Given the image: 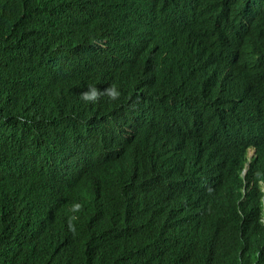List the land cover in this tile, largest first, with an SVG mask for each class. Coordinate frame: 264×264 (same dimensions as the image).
Masks as SVG:
<instances>
[{
  "label": "trees",
  "instance_id": "16d2710c",
  "mask_svg": "<svg viewBox=\"0 0 264 264\" xmlns=\"http://www.w3.org/2000/svg\"><path fill=\"white\" fill-rule=\"evenodd\" d=\"M71 1L103 15L96 40H108L85 54L94 75L81 89L114 85L121 97L75 101L60 126L77 139L74 162L43 185L0 189V264H264V178L252 163L244 184V153L229 148L256 144L264 158V135L243 134L252 112L264 110V70H251L264 66V16L236 30L232 10L196 12L207 0L184 14L173 0ZM18 3L0 0L1 37ZM121 47L119 66L112 55ZM105 59L112 71L93 67ZM108 177L115 202L96 208L91 198L104 197L99 182ZM173 188L181 205L169 199ZM67 193L81 200L73 229Z\"/></svg>",
  "mask_w": 264,
  "mask_h": 264
},
{
  "label": "clouds",
  "instance_id": "9594fccd",
  "mask_svg": "<svg viewBox=\"0 0 264 264\" xmlns=\"http://www.w3.org/2000/svg\"><path fill=\"white\" fill-rule=\"evenodd\" d=\"M173 1V7L182 13L191 12L197 4V0L193 4L190 3L191 0ZM256 4H260V8ZM37 8L39 9L36 10ZM210 10H214L211 15L232 10L235 28L240 21L243 22L242 26L249 27L257 18L264 16V0H207L196 12ZM90 11L92 10L71 0H50L49 3L19 0L18 5L10 10L9 18L3 21L2 29L6 33L2 37L0 35V136H3L0 140V189L4 192L28 186L33 181H42L52 172L64 170L74 162L70 156V146L77 139L75 136L67 139L60 126L65 111L75 101L91 106L101 101L111 103L121 97L114 85H88L81 89L82 82L78 83V80L69 83L60 80L73 75L63 77L66 72H62L63 68L67 72L73 68L70 67L71 59L75 66L78 62L82 63L90 48L107 49L105 44L108 40H96L103 15L98 12L90 15ZM158 30L155 31L156 34ZM19 52L23 53L15 54ZM32 54L30 68L34 72L30 78L26 77L27 69L23 63L29 59L24 61L23 58L31 57ZM67 61L69 65L65 67ZM53 67L60 70L59 75ZM93 75L89 68L81 76L87 81ZM50 131L54 132L49 133ZM42 140H46V143L43 144ZM85 141L88 142V139L85 138ZM252 149L257 153V147L247 148ZM246 164L245 160L244 168L239 174L243 179L247 174H244V170H248ZM44 183L42 181V185ZM258 183L261 194L258 221L264 226V192L261 187L264 183ZM99 187L105 192L100 191L103 198H91L96 208L102 207L105 202H115L112 198L115 185L110 177L99 182ZM169 193L173 205L183 203L179 189H170ZM64 196L71 207L69 227L73 229L72 222L77 218L76 212L81 207V200L77 195L75 201L71 202V194ZM109 225L112 233L113 226L111 223ZM107 240L114 244L112 235Z\"/></svg>",
  "mask_w": 264,
  "mask_h": 264
},
{
  "label": "water",
  "instance_id": "95a60500",
  "mask_svg": "<svg viewBox=\"0 0 264 264\" xmlns=\"http://www.w3.org/2000/svg\"><path fill=\"white\" fill-rule=\"evenodd\" d=\"M255 6L257 8H260V4H256ZM90 9L94 10V8H90ZM187 15H189V14H187ZM157 30H158V28H157ZM19 49H22V51H24V48H22V47H20ZM123 50H124V47H121V49L119 50V53H118L117 56L115 54L112 55V57H113L112 61L117 60L119 58V66L121 65L122 61L124 60V58L122 56ZM34 51L36 52V49H34ZM19 53H23V52H19ZM236 56H238V54L236 52L235 53H231L230 54L231 60L237 59L238 57H236ZM26 57H29V56H26ZM84 57H86V56H84ZM102 57L104 58V56H102ZM99 58H101V55L99 56ZM88 59L89 60H86L84 58L82 63L78 62L75 66H73V68L71 70H68V72L64 73L63 77H66L69 74H73V75H71L70 77L61 78L60 80L63 79L67 83L72 82L73 80H78L79 81L78 83L86 81V78L82 77L81 75L83 74L84 71H86L87 69L90 68V64L92 62H94V57L93 58H88ZM21 62H23V60H21ZM23 63L25 64V67L27 69V71H25L26 77L29 76L31 78L32 77V73L34 72L30 68L32 66L31 60L29 59V60H27L26 62H23ZM106 64H108V61L105 59L102 63H97V62L94 63L93 67L94 68L98 67L99 70H103V71H106V69H109V71H112L111 70L112 69L111 66H109V68H107ZM260 64L261 63L257 62V61H255L253 63V68L251 70H252V73L254 75L256 74V72L264 70V66L260 65ZM68 65H69V62L67 61V63L65 64V67H67ZM260 66H262V67H260ZM56 70H57V72H56L57 75H59L60 70L59 69H56ZM75 70H77V71H75ZM73 72H75V74ZM139 81L149 82V79L148 78L145 79V80L139 79ZM95 91L97 93H100L99 89H96ZM234 103L236 104V100H234ZM242 103H244V98H242ZM147 107H148V105H147ZM232 108H233V111L235 112L236 105H235V107L233 105ZM260 109H262V108H260ZM252 113H253V115L250 116V118L248 119V125H249L248 129H244L243 130V134L244 135H248L249 132H254L255 135H256L255 137L261 136L262 134L264 135V110L263 111H253ZM67 114H70V113L67 112ZM255 145L256 144H248L246 146V148H248V147H256ZM229 148H230V151H235V152H238L241 149L240 153L241 154L244 153L243 157L246 160L247 169H249L250 165L253 163L254 164V168H253L254 176H258V177L264 178V158L260 157L259 153L255 152V149L247 150V149H243V148H237V147L234 146V144H232ZM246 172H247V170H244V174ZM242 181L245 184V179H243ZM257 185H259L258 182H257ZM261 187H262L263 192H264V184H262ZM239 193H241V189L240 188H239Z\"/></svg>",
  "mask_w": 264,
  "mask_h": 264
},
{
  "label": "bare ground",
  "instance_id": "6f19581e",
  "mask_svg": "<svg viewBox=\"0 0 264 264\" xmlns=\"http://www.w3.org/2000/svg\"><path fill=\"white\" fill-rule=\"evenodd\" d=\"M193 2H194V0H191V4H193ZM195 7V6H194ZM101 8V5L99 6V8L98 9H100ZM171 12H172V15H176L175 13H176V11H173L172 9H171ZM94 13V11H90L89 12V14L90 15H92ZM178 13H181L182 14V12H178ZM184 14V13H183ZM253 14H255V12L254 13H252V15L251 16H253ZM70 15H72L71 13H70ZM101 20V19H100ZM175 22H178V21H175ZM157 24H158V21H156L155 22V24H154V26H153V31L155 32V31H157ZM243 25V22H239L238 23V25L236 26V30L239 28V27H241ZM145 36H146V32H145ZM153 37L154 38H157L158 36H157V34L156 33H154L153 34ZM27 49H29V47H27ZM231 53H233V52H231ZM15 54H20V53H15ZM33 57V54L31 55V57H29V58H26V57H24L23 58V60L24 61H26L27 59H30V58H32ZM71 61H72V63H71V66L70 67H73V59H71ZM117 61L118 60H116V62L115 63H117ZM110 62H111V60H110ZM54 71L56 70V68L55 67H53L52 68ZM62 72H67V70H66V68H63L62 69ZM108 80H109V77H108ZM90 85H94L93 83H91ZM109 118V117H108ZM87 124H90V122H87ZM84 130V129H83ZM51 132H54V131H50L49 133H51ZM3 139V136H0V140H2ZM43 141V144H45L46 143V140H42ZM47 149V148H46ZM99 152H102L101 150L99 151ZM175 163V162H174Z\"/></svg>",
  "mask_w": 264,
  "mask_h": 264
}]
</instances>
